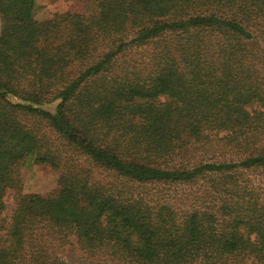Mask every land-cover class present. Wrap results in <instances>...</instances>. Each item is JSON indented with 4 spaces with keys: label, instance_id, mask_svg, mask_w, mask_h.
<instances>
[{
    "label": "trees",
    "instance_id": "trees-1",
    "mask_svg": "<svg viewBox=\"0 0 264 264\" xmlns=\"http://www.w3.org/2000/svg\"><path fill=\"white\" fill-rule=\"evenodd\" d=\"M87 1L0 0V264H64L40 229L116 264H264V0ZM32 164L54 193L21 194Z\"/></svg>",
    "mask_w": 264,
    "mask_h": 264
},
{
    "label": "rangeland",
    "instance_id": "rangeland-1",
    "mask_svg": "<svg viewBox=\"0 0 264 264\" xmlns=\"http://www.w3.org/2000/svg\"><path fill=\"white\" fill-rule=\"evenodd\" d=\"M91 1L87 0H35L34 17L38 21L52 18L54 15L67 11L77 13H90ZM208 148L195 151L196 159H204L213 156ZM214 158L219 157L214 154ZM220 160V159H219ZM58 173L48 166L32 164L25 171L21 181V194H38L46 196L57 190ZM196 189H182L164 192L163 197L168 199L175 209L181 213L194 205L201 203ZM15 193L9 191L5 197V211L3 217L8 218L14 208ZM36 245L40 248L42 257L48 260H56L64 264H116L107 256L87 252L76 243L73 237L54 235L48 229H40L36 236ZM44 260H41L42 262Z\"/></svg>",
    "mask_w": 264,
    "mask_h": 264
}]
</instances>
